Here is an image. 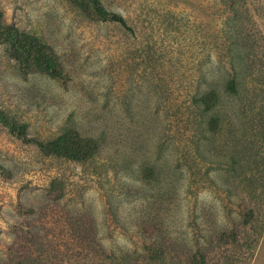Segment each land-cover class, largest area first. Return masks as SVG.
<instances>
[{
    "label": "rangeland",
    "instance_id": "obj_1",
    "mask_svg": "<svg viewBox=\"0 0 264 264\" xmlns=\"http://www.w3.org/2000/svg\"><path fill=\"white\" fill-rule=\"evenodd\" d=\"M226 1L0 0V264H264V108L195 103Z\"/></svg>",
    "mask_w": 264,
    "mask_h": 264
},
{
    "label": "trees",
    "instance_id": "obj_2",
    "mask_svg": "<svg viewBox=\"0 0 264 264\" xmlns=\"http://www.w3.org/2000/svg\"><path fill=\"white\" fill-rule=\"evenodd\" d=\"M259 1L227 0L225 3L229 7V16L223 25L222 33L227 43L229 67L221 83L222 91L217 89L220 86L219 83L213 81L210 89L202 91L195 99L200 112L201 124L203 123L206 131L211 134L222 128L226 116L223 112L225 110L222 111L224 99H227L230 104L238 102L239 106L236 109L243 115L246 112L260 114L256 106L260 110L264 108L261 103L264 102V0ZM97 11L99 20L116 22L128 28L119 14L105 11L99 4H97ZM4 33L0 24V35ZM61 141L62 138H57L53 143ZM87 141L95 151L97 148L95 142L88 139ZM37 143L42 146L40 142ZM54 150L55 154L68 156L73 160L84 161L86 159L82 153H79V156L70 155L69 151L62 146L55 147ZM151 243L154 250L165 253L163 245L157 242ZM108 253V260L112 262L113 256L110 252ZM132 256L129 252L115 255L113 264H133ZM199 256L201 264H205V255L199 253Z\"/></svg>",
    "mask_w": 264,
    "mask_h": 264
}]
</instances>
